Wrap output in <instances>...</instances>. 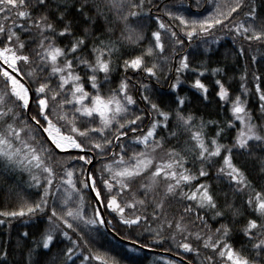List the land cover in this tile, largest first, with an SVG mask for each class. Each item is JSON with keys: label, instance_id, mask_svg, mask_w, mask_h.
Masks as SVG:
<instances>
[{"label": "snow or ice", "instance_id": "6c2138e0", "mask_svg": "<svg viewBox=\"0 0 264 264\" xmlns=\"http://www.w3.org/2000/svg\"><path fill=\"white\" fill-rule=\"evenodd\" d=\"M193 2L0 0V264H264V0Z\"/></svg>", "mask_w": 264, "mask_h": 264}, {"label": "trees", "instance_id": "16d2710c", "mask_svg": "<svg viewBox=\"0 0 264 264\" xmlns=\"http://www.w3.org/2000/svg\"><path fill=\"white\" fill-rule=\"evenodd\" d=\"M185 8L187 9V11L185 12L186 15L195 14L198 11V9H196L194 6L193 0H185ZM185 8H182L180 10L185 11ZM230 42H231V38L225 37L224 40L220 42V44H213L211 45V47L212 49H217V48H220L221 44L230 43ZM198 44H200V42L197 40L192 44L191 47H189V51L193 54L194 61H199L202 59L209 60L210 66L215 67L216 65L214 61L216 60L217 57L213 56L211 52L204 53V48L206 46L200 45V47H197ZM201 53H204V55H200ZM208 79L210 80L211 77L209 76ZM164 87L166 88L167 86L165 85ZM233 87L234 88L238 87V83L233 82ZM185 91L188 92V95L192 97V103L190 107H192L193 110H197L198 114H204L205 118H217L215 117V105L214 104H211L207 108H205L203 105L199 103L197 96L193 92L188 91L187 88H185ZM89 212H90V209H89ZM6 228H7V225H0V235H4V236L7 235V233L4 231ZM15 228H19V224H16ZM15 228L12 229L13 234L15 233ZM100 231L104 233V236L101 237V243L104 245L101 251H109L111 255L117 256L118 259L132 256L138 259H143L144 264H149V261H151L153 256L169 255L168 253H165L162 248L159 250L162 251L163 253L158 252V251H147V250H142V252L139 254L128 253L126 250V242L116 238L111 233L110 229L105 230L104 228H101ZM166 247H168L167 244L163 246V248H166Z\"/></svg>", "mask_w": 264, "mask_h": 264}, {"label": "water", "instance_id": "95a60500", "mask_svg": "<svg viewBox=\"0 0 264 264\" xmlns=\"http://www.w3.org/2000/svg\"><path fill=\"white\" fill-rule=\"evenodd\" d=\"M164 246V245H163ZM155 247V250L154 251H158V252H162V251H160L159 249H161L162 247L161 246H159V245H156V246H154ZM163 249V248H162ZM163 253V252H162Z\"/></svg>", "mask_w": 264, "mask_h": 264}, {"label": "rangeland", "instance_id": "374dc122", "mask_svg": "<svg viewBox=\"0 0 264 264\" xmlns=\"http://www.w3.org/2000/svg\"><path fill=\"white\" fill-rule=\"evenodd\" d=\"M141 252H142V251H141ZM141 252H140V253H141ZM156 257H159V256H153L152 259H151V261H154ZM157 264H162V262H157Z\"/></svg>", "mask_w": 264, "mask_h": 264}]
</instances>
